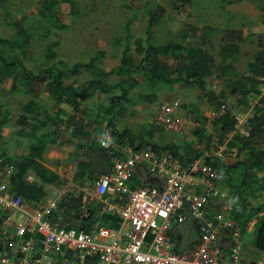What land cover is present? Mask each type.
Here are the masks:
<instances>
[{
	"label": "rangeland",
	"instance_id": "rangeland-1",
	"mask_svg": "<svg viewBox=\"0 0 264 264\" xmlns=\"http://www.w3.org/2000/svg\"><path fill=\"white\" fill-rule=\"evenodd\" d=\"M181 1L77 0L74 12L63 0H0V38L17 40L22 45L13 49L4 46L2 50L5 55L20 58L33 74L41 68L56 64L66 72L64 82L71 83L77 91H81L88 80L93 78L102 79L110 84L124 80L123 85L128 90L130 101L115 100L114 106L108 110L109 99L120 96V88L107 91L93 89L90 96L80 100L79 112L74 113L69 105H62L64 112L62 123L58 125L49 123L37 131L36 136L46 132L50 134L49 140L54 141V143L48 141L41 162L55 172L60 181H65L70 169L75 172L78 154L79 157L89 159L92 164L88 178L93 179L107 170L103 150L99 146L96 151L91 147L94 142L98 144L107 131L120 132L127 128L151 143L158 145L172 143L178 146L180 154L184 153L186 146L192 148L189 135L164 131L152 122L154 112L162 102L178 100V113L190 120H198L201 124L209 123V126L203 127L202 135L215 136L218 143L222 135L221 124L216 120L219 118L222 105H225L229 116L232 111L245 108L246 105L240 101L237 89L227 87L225 77L219 75L215 69L213 74L206 78L203 88L195 84L185 85L175 79L174 73L168 76L171 81L156 80L150 78L148 71L141 69L140 65L155 66L163 71L166 68H173L180 61L187 62L189 59L192 61L200 57L197 49L210 55L216 65L220 63L219 40L215 38L206 40L203 28L195 31L187 28L184 31L185 36L176 28V14L180 12L176 6ZM262 2L253 1L257 9L260 8V15L264 19V10L260 7L264 5ZM205 3L210 7L214 3L222 4V1L206 0ZM220 7L221 5L217 6ZM151 12H155L154 15H151ZM149 17L152 23V37L149 42L154 46L174 42L182 45L184 49H177L174 54L151 53L148 61L152 60V63L143 60L147 49L146 28ZM181 21L188 22L189 19L186 17ZM196 32L200 35L195 34ZM189 47L192 49L188 50ZM124 48H127L126 55L131 62L130 68L120 63ZM257 49L254 44L253 47L243 50L239 48L234 62L236 77L244 80L248 76L247 64ZM93 57L94 66L106 72L121 67L120 72L103 77L92 67L76 75L69 73L75 63H87ZM20 71V68L16 67L7 79L0 81V154L15 160L20 154H26L34 139L30 135L17 133L20 129L17 124L18 115L21 113L20 106L27 100L34 99L40 111L43 109L48 111L52 118L57 114V106L43 89L42 83L29 80ZM118 102H122V107L116 104ZM73 114L76 115L75 121L82 124L84 134L80 135L81 137L75 136V122L69 121ZM41 118L44 119V114H41ZM78 145L83 147L78 149ZM224 155V162L231 167L225 173V181L222 180L220 188L235 198L237 195L232 188H245L240 186L243 166L237 167V162H242L245 155H238L231 149L226 150ZM29 173L32 174L31 171ZM247 181L251 188L263 186L264 171L257 173L252 179L248 178ZM73 182L79 183L75 179ZM38 184L43 186L49 196H56L58 189L63 186L60 182ZM248 188L247 186V195L244 199L250 195L253 197L250 201L253 202L259 196L257 206L264 204V188L254 193H250ZM55 216L61 218L60 222L63 223L64 218L58 210ZM19 217L21 216L18 215L17 218ZM10 242L11 240H2L0 237V246L2 243Z\"/></svg>",
	"mask_w": 264,
	"mask_h": 264
},
{
	"label": "built area",
	"instance_id": "built-area-1",
	"mask_svg": "<svg viewBox=\"0 0 264 264\" xmlns=\"http://www.w3.org/2000/svg\"><path fill=\"white\" fill-rule=\"evenodd\" d=\"M257 79L259 92L248 96L245 108L231 112L232 124L219 143L215 136L209 142L196 136V129L209 123L181 116L178 100L158 104L152 122L191 137L198 154L189 164L169 148H134L107 132L98 143L108 170L76 184L70 169L56 196L32 204L11 189L15 166L0 156V237L11 240L0 246V264H264V251L253 261L241 253L261 212L244 214L256 208L259 197L238 201L220 188L227 166L224 152L236 136L249 134L254 109L264 97V72ZM226 111L222 105L219 117ZM25 179L40 183L34 173ZM68 195L80 197L73 211L76 225L69 228L67 220L61 223L54 216ZM104 215L117 216V226L102 224ZM188 221L198 237L180 249L173 232Z\"/></svg>",
	"mask_w": 264,
	"mask_h": 264
},
{
	"label": "trees",
	"instance_id": "trees-1",
	"mask_svg": "<svg viewBox=\"0 0 264 264\" xmlns=\"http://www.w3.org/2000/svg\"><path fill=\"white\" fill-rule=\"evenodd\" d=\"M63 1L68 3L72 8L71 10L75 12L77 0ZM261 10H264V7H261ZM154 13L155 12H151V15H154ZM151 27V17H149L146 28L147 49L145 50L143 60L148 61L151 57V53L174 54V51H176L177 49H184L182 45L174 42H169L160 46H154L151 42H149L150 38L152 37ZM4 46H8L9 48L13 49L15 46L21 47L22 45L21 43H18L17 40L0 38V81L3 82L11 75L12 71L16 67H19L21 70L20 72H22L29 80L42 83L43 89L49 96H51V98L55 102V105L57 106V114L52 118L48 111L44 109L40 111V107L34 99H29L25 103H23L20 106L21 113L17 118V124L18 126H20V129L17 130V133L19 135H30L34 139L26 154H20L19 157L16 158V160L3 154L1 156L0 154L1 157H4L5 162L12 163L15 166V173L11 181V189L23 200L32 203L44 198V196H46V192L41 184H38L37 182H28L25 179L26 173L28 171L33 172L34 175L40 180V182H42V184L61 182L58 175L46 168L41 162L48 141H51L52 143H54V141L49 140L50 134L46 132L40 134L39 136H36L37 131H39L49 123H54L55 125L62 123V116H64L62 105H69L74 113L79 112L78 109L80 100L90 96L93 89L107 91L116 87L120 88L121 95L111 97L109 99L110 101L108 110L114 106L115 100L116 102L119 99L120 101L123 100L124 102H129L130 100L128 98V90L123 85L124 80H120L115 84H110L104 82L102 79L93 78L88 80L81 91H77L71 83L66 84L64 82L66 72L56 64L41 68L36 74H33L29 69L26 68L20 58L5 55L4 51L2 50ZM189 49L191 50L192 48L189 47L188 50ZM126 50L127 48H124L122 51L120 63L121 65L126 66V68H130L131 62L126 55ZM197 51L198 53H200V57H197L192 61L190 59L187 62L180 61L173 68H166L164 71L150 65L144 67L143 65H140V67L141 69H145L150 73V78L156 80L171 81L168 76H171L174 73L176 80L184 83L185 85L195 84L199 88H203L206 78L210 77L213 74V70L215 69L219 75L225 77L227 87H234L237 89L238 95L241 99L240 101H242L244 104H246V99L250 94L259 92V81L257 77L264 72V50L256 51L253 54L251 60L247 64L248 76H246L244 80L236 77L237 70L234 66L236 54L239 51L238 44L231 42L222 44L219 47L218 56L220 57V63L218 65H216L215 60L206 52L200 49H197ZM94 61L95 57L91 58L87 63L77 62L72 66L69 73L72 75H76L81 71L89 70L92 67H94L103 77H107L110 75V73L113 72H120L121 67L106 72L101 68L94 66ZM148 62L152 63V60ZM26 85L28 86L29 82H27ZM116 104L122 107V102H118ZM41 114H44V119L41 118ZM75 118V114L71 115V118H69V121H72L73 123L75 122L74 134L75 136L83 135L84 131L82 128V124L80 122H76ZM79 118L80 116H78L77 119ZM216 121H219V123L221 124V135L232 124V119L229 116V113L220 116ZM202 131L203 126L197 128L195 134L197 133L198 137H203L207 142H209L211 137L207 135L205 136V134L202 135ZM111 133L114 135V139L116 142L119 143L126 139V141H128V143L134 148H169L180 157L182 163L184 164H189L190 162H192L193 158L198 154L196 150L188 148L187 146L184 148V153L180 154L178 146H175L172 143L165 145L151 143L145 140L144 137L133 134L127 128L121 130L120 132L114 130V132ZM98 146L99 143L96 144L95 142L91 145L92 149L95 151L98 150ZM82 147V145L77 146L78 149ZM228 149L234 150L238 155H245L242 162H237V167L240 165L243 166V176L240 182V186L245 188H232L237 195V198L239 200L244 199L245 195H247V186L250 188H248L250 190V193H254L255 191L263 189L264 185L251 188V186H249L248 184L247 179H252L257 176V173L264 171V97L261 99L260 105H257L254 109L252 118L250 119L249 134L247 136H236L229 142ZM78 155L74 177L77 182L81 183L82 180L89 177V173L91 172L89 170L92 167V164L89 159L83 158L82 156L79 157ZM217 165V163H214V166ZM230 167L231 165L226 166V173L229 171ZM223 181H225V179H223ZM79 202L80 197L74 198L71 195H68L66 198L61 199L58 202L57 210L58 212H62L61 214L64 219H67L68 223L66 224V227L68 228L72 227V219L74 217L73 211L76 209ZM261 211L264 212V204L258 205L255 209L250 211V213L244 214V216L245 218H248ZM55 215L56 212L54 213V216ZM117 220L118 218L115 215H104L102 216L100 222L106 226L115 228L117 226ZM85 230H88V227H86ZM252 244L257 252L264 251V214L258 216L255 233L252 238Z\"/></svg>",
	"mask_w": 264,
	"mask_h": 264
},
{
	"label": "crops",
	"instance_id": "crops-1",
	"mask_svg": "<svg viewBox=\"0 0 264 264\" xmlns=\"http://www.w3.org/2000/svg\"><path fill=\"white\" fill-rule=\"evenodd\" d=\"M205 1L206 0H185L177 4L176 8H178L177 10L180 12L176 14V28L183 34L182 36H185L184 31L187 28H192L194 31L198 28H203L206 40L215 38L219 40V46L232 42L238 44L240 50L253 47V44L260 49H257V51H262L264 49V19L260 15V8L258 10L253 3V1L255 2L256 0H221L222 4L214 3L213 6H210L212 9L206 5ZM262 1V3H264V0ZM218 5H221V7L217 8ZM194 6H196V9H194ZM260 7H264V5ZM186 17H188L189 21L182 22L181 20ZM197 33L200 35L199 32L195 34ZM61 184L60 182V185ZM250 198L253 197L249 195L247 199L250 200ZM237 200L240 201L239 199ZM34 202H32V204ZM207 211L208 214H212L213 212L211 202ZM262 214H264V212L261 211V215ZM57 219L61 220V218ZM197 237L198 234L191 221L179 225L173 232V238L177 241V245L180 249L191 246L197 240ZM241 253L243 259L246 261H253L256 259L258 252L253 247L251 236L244 237Z\"/></svg>",
	"mask_w": 264,
	"mask_h": 264
},
{
	"label": "water",
	"instance_id": "water-1",
	"mask_svg": "<svg viewBox=\"0 0 264 264\" xmlns=\"http://www.w3.org/2000/svg\"><path fill=\"white\" fill-rule=\"evenodd\" d=\"M90 213H91V210H89V215L88 216H90ZM72 225H74V226L76 225L74 221H72Z\"/></svg>",
	"mask_w": 264,
	"mask_h": 264
}]
</instances>
